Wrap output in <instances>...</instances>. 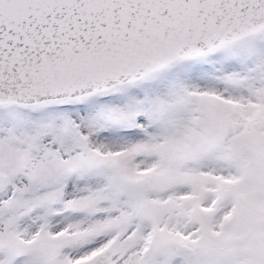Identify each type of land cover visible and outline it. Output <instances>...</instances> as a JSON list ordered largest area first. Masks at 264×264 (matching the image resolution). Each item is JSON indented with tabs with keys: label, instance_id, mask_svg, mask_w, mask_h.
<instances>
[{
	"label": "snow or ice",
	"instance_id": "obj_1",
	"mask_svg": "<svg viewBox=\"0 0 264 264\" xmlns=\"http://www.w3.org/2000/svg\"><path fill=\"white\" fill-rule=\"evenodd\" d=\"M0 264H264V0H0Z\"/></svg>",
	"mask_w": 264,
	"mask_h": 264
}]
</instances>
